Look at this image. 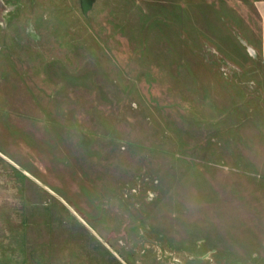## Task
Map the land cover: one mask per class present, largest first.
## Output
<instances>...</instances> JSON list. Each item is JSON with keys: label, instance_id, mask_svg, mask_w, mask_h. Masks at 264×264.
Here are the masks:
<instances>
[{"label": "rangeland", "instance_id": "1", "mask_svg": "<svg viewBox=\"0 0 264 264\" xmlns=\"http://www.w3.org/2000/svg\"><path fill=\"white\" fill-rule=\"evenodd\" d=\"M258 2L0 0V264H264Z\"/></svg>", "mask_w": 264, "mask_h": 264}, {"label": "crops", "instance_id": "2", "mask_svg": "<svg viewBox=\"0 0 264 264\" xmlns=\"http://www.w3.org/2000/svg\"><path fill=\"white\" fill-rule=\"evenodd\" d=\"M257 9L261 19L259 48L264 58V0H259ZM241 166L249 173L253 180L250 184L253 183L255 188L254 196L249 198L250 211L241 227L226 225L228 231L222 227L209 232L206 237L210 242L232 241V247L238 251L261 250L264 245V143L252 146L249 142L246 158H242Z\"/></svg>", "mask_w": 264, "mask_h": 264}, {"label": "water", "instance_id": "3", "mask_svg": "<svg viewBox=\"0 0 264 264\" xmlns=\"http://www.w3.org/2000/svg\"><path fill=\"white\" fill-rule=\"evenodd\" d=\"M2 155H3V153L2 152H0ZM45 185V184H44ZM46 187H47V185H45Z\"/></svg>", "mask_w": 264, "mask_h": 264}, {"label": "trees", "instance_id": "4", "mask_svg": "<svg viewBox=\"0 0 264 264\" xmlns=\"http://www.w3.org/2000/svg\"><path fill=\"white\" fill-rule=\"evenodd\" d=\"M73 207H74V205H73Z\"/></svg>", "mask_w": 264, "mask_h": 264}]
</instances>
